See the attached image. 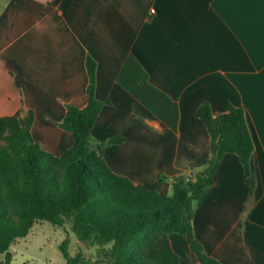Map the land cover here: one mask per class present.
Returning a JSON list of instances; mask_svg holds the SVG:
<instances>
[{
  "label": "crops",
  "instance_id": "0c3cea01",
  "mask_svg": "<svg viewBox=\"0 0 264 264\" xmlns=\"http://www.w3.org/2000/svg\"><path fill=\"white\" fill-rule=\"evenodd\" d=\"M155 9L152 12V9ZM133 54L150 81L179 104L174 131L131 94L118 75ZM91 55L96 96L92 128L117 174L171 194L159 170L186 176L211 157L197 114L243 107L254 139L250 174L226 153L195 206L193 225L223 264H264V0H0V116L34 111V140L56 155L74 143L63 128L67 104H87ZM121 142H108L113 137ZM181 264H204L186 236L171 234Z\"/></svg>",
  "mask_w": 264,
  "mask_h": 264
},
{
  "label": "trees",
  "instance_id": "16d2710c",
  "mask_svg": "<svg viewBox=\"0 0 264 264\" xmlns=\"http://www.w3.org/2000/svg\"><path fill=\"white\" fill-rule=\"evenodd\" d=\"M88 101L83 107L67 104L60 125L73 132L74 143L62 154L44 149L32 136L34 111L0 116V181L13 200L11 207L0 202V264H11V245L28 234L36 220L56 226L72 222L77 237L99 245L105 264H181L168 233L187 237L192 251L204 264H223L210 255L196 235L193 225L194 201L214 183L215 173L226 153H236L246 175L250 174L254 139L243 107L229 104L228 110L214 114L210 103L197 109L211 136V157L206 166L185 180H173L159 170L161 181L171 180L173 191L162 194L145 184L115 173L107 164L102 147L92 142V128L103 106L111 103L96 96V60L86 62ZM118 81L174 131L178 130L179 104L165 90L154 85L136 56L124 61ZM113 137L108 142H121ZM163 230L159 247L139 251L140 240ZM61 248L68 264H89L79 251L71 255L68 240ZM97 263L102 260L96 261Z\"/></svg>",
  "mask_w": 264,
  "mask_h": 264
},
{
  "label": "rangeland",
  "instance_id": "374dc122",
  "mask_svg": "<svg viewBox=\"0 0 264 264\" xmlns=\"http://www.w3.org/2000/svg\"><path fill=\"white\" fill-rule=\"evenodd\" d=\"M13 200L5 190L3 182L0 181V202H5L12 207ZM193 203L196 205L197 202ZM174 232L168 233L171 245V234ZM163 233V230H158L145 240H140L139 251L145 254L148 249L159 247ZM66 239L71 255L81 251L91 260L89 264L106 263L107 259L99 245L89 244L79 239L72 229L71 221H67L63 226H56L49 220L39 219L34 222L26 236L18 238L11 245L10 250L13 253L11 264H68L61 248ZM3 258L4 255L0 254V259ZM99 260L102 262L97 263L96 261Z\"/></svg>",
  "mask_w": 264,
  "mask_h": 264
},
{
  "label": "water",
  "instance_id": "95a60500",
  "mask_svg": "<svg viewBox=\"0 0 264 264\" xmlns=\"http://www.w3.org/2000/svg\"><path fill=\"white\" fill-rule=\"evenodd\" d=\"M174 180H185V177L184 176H175L174 177Z\"/></svg>",
  "mask_w": 264,
  "mask_h": 264
},
{
  "label": "built area",
  "instance_id": "2783aa9c",
  "mask_svg": "<svg viewBox=\"0 0 264 264\" xmlns=\"http://www.w3.org/2000/svg\"><path fill=\"white\" fill-rule=\"evenodd\" d=\"M151 11H152V12H154V11H155V9L153 8Z\"/></svg>",
  "mask_w": 264,
  "mask_h": 264
}]
</instances>
